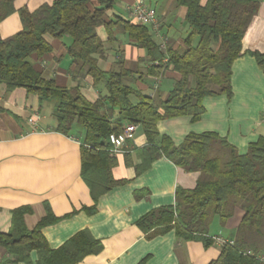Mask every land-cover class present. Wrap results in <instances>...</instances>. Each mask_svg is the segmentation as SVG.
I'll list each match as a JSON object with an SVG mask.
<instances>
[{"label": "trees", "instance_id": "16d2710c", "mask_svg": "<svg viewBox=\"0 0 264 264\" xmlns=\"http://www.w3.org/2000/svg\"><path fill=\"white\" fill-rule=\"evenodd\" d=\"M117 1L54 0L34 11L21 8L22 30L8 38L0 35V85L5 84L8 91L25 88L38 96L41 106L51 101L57 117L55 130L84 134L81 175L95 203L126 183L114 178L117 157L110 150V135L120 133L127 124L141 125L147 144L136 148L140 159L135 166L137 175L166 157L187 172H199V176L194 187H177L174 205L152 210L140 218L139 227L149 237L174 229L178 237L200 240L209 247L215 241L209 234L213 217L218 215L225 223L238 208L244 215L233 241L224 243L220 257L210 264H264V136L250 143L247 152L240 153L215 132H192L176 144L158 128L161 120L169 118L191 116L192 121L199 120L206 112L203 100L207 96L226 94L231 98L233 64L246 52L264 71V53L247 51L244 45L261 1L177 0L187 8L190 27L177 49H163L149 25L134 20L107 21V11ZM15 11V0H0V23ZM117 23L147 49L152 62L148 74L159 77L170 66L180 74L166 100L157 101L139 93V102H133L131 96L138 91L127 80L134 77V72L123 65L109 71L100 66V60L106 57V46L97 28L104 25L112 39ZM47 34L72 39L66 48L77 65V74L90 75L96 84L103 82L106 95L91 102L80 85L59 86L55 78L46 77L34 67V55L42 57L52 51ZM95 209L93 205L89 211ZM30 212V206L14 209L9 231L0 232V246L14 263L81 264L87 255L102 250L101 241L86 229L52 248L43 229L60 218L47 204L45 216L30 229L25 221ZM33 251L37 252L36 261L32 259ZM144 263L145 260L139 264Z\"/></svg>", "mask_w": 264, "mask_h": 264}, {"label": "crops", "instance_id": "0c3cea01", "mask_svg": "<svg viewBox=\"0 0 264 264\" xmlns=\"http://www.w3.org/2000/svg\"><path fill=\"white\" fill-rule=\"evenodd\" d=\"M54 0H15L16 11L0 23L2 38L22 30L19 10L34 11ZM138 0H118L107 11V21L132 20L129 6ZM157 10L158 28L149 25L156 41L163 49L182 46L190 27L186 21L187 8L177 0H141ZM207 0H202L205 3ZM258 14L245 38L247 51L264 53V0H260ZM97 32L106 46V57L100 66L109 71L121 65L132 70L134 77L127 84L138 92L131 96L139 102L141 96L150 95L157 101L166 100L180 74L170 66L163 75L148 74L152 64L146 48L137 44L117 23L112 39L104 25ZM52 51L42 57L34 55L31 62L46 77L55 78L62 87L80 85L81 92L91 102L106 95L105 84H96L90 76L77 74V65L69 55L66 38L47 34ZM232 74L233 96L226 94L207 96L203 100L205 111L201 118L191 116L161 120L158 128L168 134L176 144L192 132H215L238 148L247 152L250 143L264 136V71L249 53L234 61ZM48 105L39 103L38 96L25 88L8 91L0 85V232L9 231L13 210L30 206L25 215L28 228H34L46 214L48 204L60 220L43 229L49 245L56 249L81 230H89L101 241L102 250L87 255L81 264H210L221 255L222 246L232 242L244 212L236 209L223 223V231L209 234L214 243L206 247L200 240H185L174 229L154 236L139 227L138 221L152 210L175 204L177 187L195 186L199 172H187L166 157L157 159L140 175L136 164L140 162L136 148L147 144L146 135L137 125L133 138L127 141L125 152L114 154L117 165L112 172L117 180L126 183L102 195L95 203L84 181L82 171L81 131L64 134L55 130L57 117ZM30 118L34 122H30ZM127 156V157H126ZM141 197H137V194ZM93 205L96 209L89 211ZM218 216V215H217ZM213 224V223H212ZM212 226V225H211ZM36 261L37 252H32ZM0 264L14 263L0 246Z\"/></svg>", "mask_w": 264, "mask_h": 264}, {"label": "built area", "instance_id": "2783aa9c", "mask_svg": "<svg viewBox=\"0 0 264 264\" xmlns=\"http://www.w3.org/2000/svg\"><path fill=\"white\" fill-rule=\"evenodd\" d=\"M131 18L143 25H152L154 28H158L157 10L148 6L145 2L138 0L135 4L128 7ZM165 61L167 59L165 58ZM158 64V62H156ZM30 122H34L33 118L29 119ZM137 129V125L134 123L127 124L120 133H112L110 135L111 152L113 154L125 152V146L127 141L133 138Z\"/></svg>", "mask_w": 264, "mask_h": 264}, {"label": "rangeland", "instance_id": "374dc122", "mask_svg": "<svg viewBox=\"0 0 264 264\" xmlns=\"http://www.w3.org/2000/svg\"><path fill=\"white\" fill-rule=\"evenodd\" d=\"M65 38L67 40L66 41L67 43L70 42V41H72V39L70 37H65ZM46 105H48L47 106L48 109L54 110V104L51 101L46 102ZM220 221H221L220 216H214L213 217V220H212V223L213 224L211 223L212 226H210V232L211 233H215V232L219 233V232H222L223 231V228H222L223 225H221Z\"/></svg>", "mask_w": 264, "mask_h": 264}]
</instances>
